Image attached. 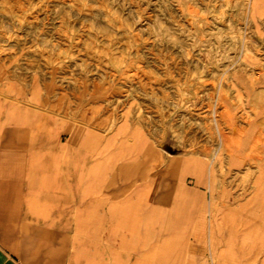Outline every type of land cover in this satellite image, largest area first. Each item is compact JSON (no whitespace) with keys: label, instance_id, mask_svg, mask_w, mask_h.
Returning a JSON list of instances; mask_svg holds the SVG:
<instances>
[{"label":"rangeland","instance_id":"1","mask_svg":"<svg viewBox=\"0 0 264 264\" xmlns=\"http://www.w3.org/2000/svg\"><path fill=\"white\" fill-rule=\"evenodd\" d=\"M0 92L99 137L81 176L138 213L149 264H264V0H0Z\"/></svg>","mask_w":264,"mask_h":264},{"label":"crops","instance_id":"2","mask_svg":"<svg viewBox=\"0 0 264 264\" xmlns=\"http://www.w3.org/2000/svg\"><path fill=\"white\" fill-rule=\"evenodd\" d=\"M64 131L39 127L0 92V264H149V251L133 248L148 242L149 233L136 229L138 213L117 200L116 188L88 185L81 176V146L98 157L99 137L81 138V129L71 127L63 140ZM187 173L204 184L197 164ZM257 180L264 181V173ZM166 212L157 202L146 218L149 227L176 231ZM149 232L155 238V230Z\"/></svg>","mask_w":264,"mask_h":264},{"label":"bare ground","instance_id":"3","mask_svg":"<svg viewBox=\"0 0 264 264\" xmlns=\"http://www.w3.org/2000/svg\"><path fill=\"white\" fill-rule=\"evenodd\" d=\"M252 2L255 3V0H252ZM153 183H154L153 185H158V184H160V180L154 179Z\"/></svg>","mask_w":264,"mask_h":264}]
</instances>
